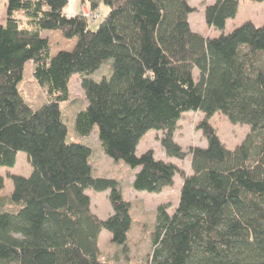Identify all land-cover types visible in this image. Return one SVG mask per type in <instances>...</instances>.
Returning <instances> with one entry per match:
<instances>
[{
  "label": "trees",
  "instance_id": "1",
  "mask_svg": "<svg viewBox=\"0 0 264 264\" xmlns=\"http://www.w3.org/2000/svg\"><path fill=\"white\" fill-rule=\"evenodd\" d=\"M240 1L206 6L207 25L220 32L209 37L192 28L190 0H89L99 18L101 5L108 9L97 29L81 8L65 13L68 0H7L0 24V166L14 167L23 151L32 170L8 174L10 195H3L0 175V264H264V24L248 20L227 31ZM47 30L76 38L75 47L52 56ZM27 62L48 93L39 107L19 90ZM103 66L108 74L93 78ZM76 73L86 104L74 114L75 134L97 135L104 155L134 170L137 191L161 192L177 175L187 177L153 149L137 153L145 134L163 132L169 158L191 155L189 190L202 199L174 217L159 205L142 259L128 242L132 202L120 182L96 175L91 144L67 141L62 103L70 100ZM187 112L204 115L197 127L206 147L186 151L175 141ZM216 112L251 126L234 148L211 124ZM88 189L110 190L108 218L91 210ZM103 229L118 246L110 256L99 246Z\"/></svg>",
  "mask_w": 264,
  "mask_h": 264
},
{
  "label": "rangeland",
  "instance_id": "2",
  "mask_svg": "<svg viewBox=\"0 0 264 264\" xmlns=\"http://www.w3.org/2000/svg\"><path fill=\"white\" fill-rule=\"evenodd\" d=\"M214 1L215 0H190V4L196 8V11L189 16L192 28L209 37L218 35V30L207 25L204 13L206 6L211 5ZM6 3L7 0H0V24H3L7 17ZM239 5L240 7L237 15L234 19H230L226 25L228 31L233 30L235 26L241 25L248 20H251L255 25L264 24V2L241 0ZM80 8L83 12L86 11L89 12V14L91 13L89 11V0H68L65 13L76 14ZM107 10L105 5H101L99 9L101 13L100 18H92L97 12L91 13L90 17L88 16L90 18V28L97 29L100 26L102 17L108 12ZM43 36H49L52 56H55L59 51H70L75 47L76 38L70 40L66 39L61 35L60 30L44 31ZM33 68L34 66L31 62L26 63L24 77L19 84V90L27 103H30L33 107H39L47 102L48 93L35 81ZM108 72L109 68L103 66L100 70L93 73L92 77L99 80L101 79L100 77L108 74ZM195 74L198 73L196 72ZM69 88L71 90L70 100L62 103L65 121L69 126L67 141L86 142L91 144L95 151L93 164L96 169V175L114 177L120 182L125 197L132 202L131 214L133 225L129 233L128 242L132 246V253L135 258L142 259L152 246L151 236L152 232H154L157 207L161 204H167L170 215L174 217L181 208L187 207V205H197L199 200L201 201L202 199L201 192L189 190V181L193 178L190 162L191 155L188 154L183 160L175 157H167L160 141L163 132L151 130L140 140L137 153L141 154L148 149H153L157 158L176 163L180 169L187 173V177L183 179L181 176L177 175L173 186L164 188L161 192L150 193L147 191H137L131 184L134 178V170L131 169V167L129 168V166L125 165L122 161L117 163L109 156L107 157L104 155L100 149V144H98L97 135L93 134L89 138H82L75 134L73 127L74 114L79 109L84 108L86 104V100L84 99L85 91L82 89L81 76L79 73L71 77ZM203 116L201 112H187L178 123L174 138L184 150L188 151L191 147L196 146H207V139H205L202 130L197 127L198 123L204 119ZM210 122L213 127L217 129L220 139H222L228 148H234L239 145L241 141L245 139L244 137L251 131V126L241 123L233 124L220 112H216V114L212 116ZM31 170L27 154L23 151L19 152L16 166L9 168L0 166V175H2L6 181V187L2 191L3 195H10V191L13 189V181L9 179V173L28 175ZM87 193L92 199V210H94L98 216L106 219L113 213L112 201L109 199L110 190L97 192L93 189H88ZM99 246L105 256H110L112 252L118 249V246L112 242V234L106 229L101 231ZM104 255H102L103 260L105 258Z\"/></svg>",
  "mask_w": 264,
  "mask_h": 264
},
{
  "label": "built area",
  "instance_id": "3",
  "mask_svg": "<svg viewBox=\"0 0 264 264\" xmlns=\"http://www.w3.org/2000/svg\"><path fill=\"white\" fill-rule=\"evenodd\" d=\"M84 12H85V15H86V16H89V17H90L91 13L89 14V12H86V11H84ZM88 14H89V15H88ZM94 18H95V19L99 18V14H95V15H94Z\"/></svg>",
  "mask_w": 264,
  "mask_h": 264
},
{
  "label": "crops",
  "instance_id": "4",
  "mask_svg": "<svg viewBox=\"0 0 264 264\" xmlns=\"http://www.w3.org/2000/svg\"><path fill=\"white\" fill-rule=\"evenodd\" d=\"M227 31H228V29H227ZM220 34V32L218 31V35ZM218 35H216V36H218ZM18 156H19V154L17 155V158H18ZM16 166V165H15ZM30 173H31V171L28 173V175H30ZM16 174V173H15ZM28 175H25V176H28ZM11 192V191H10ZM91 210H92V204H91ZM93 212H94V210H93ZM95 213V212H94ZM96 214V213H95Z\"/></svg>",
  "mask_w": 264,
  "mask_h": 264
}]
</instances>
